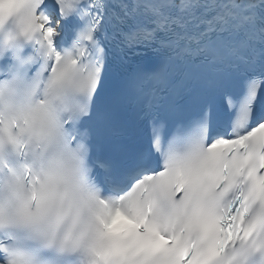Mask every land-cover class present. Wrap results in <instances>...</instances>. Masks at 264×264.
I'll return each mask as SVG.
<instances>
[{
	"label": "snow or ice",
	"instance_id": "1",
	"mask_svg": "<svg viewBox=\"0 0 264 264\" xmlns=\"http://www.w3.org/2000/svg\"><path fill=\"white\" fill-rule=\"evenodd\" d=\"M0 264H264V0H0Z\"/></svg>",
	"mask_w": 264,
	"mask_h": 264
}]
</instances>
